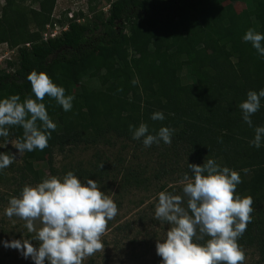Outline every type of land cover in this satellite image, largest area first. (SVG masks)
Wrapping results in <instances>:
<instances>
[{"label":"trees","instance_id":"16d2710c","mask_svg":"<svg viewBox=\"0 0 264 264\" xmlns=\"http://www.w3.org/2000/svg\"><path fill=\"white\" fill-rule=\"evenodd\" d=\"M4 1L0 45L15 49L17 57L0 70V100L12 95H19L21 102L26 97L35 99L27 80L33 70L46 73L65 89L66 96L74 97L68 112L53 98L42 101L56 129L43 151L23 153L14 195L18 197L25 185L35 186L58 174L55 151L109 146L112 139L142 142L143 138H132L130 125L145 123L152 135L168 127L175 129L171 144L161 140L154 145L176 162L171 161L169 172L163 163L153 179L160 182L170 173L180 179L185 173L191 176L188 163L202 166L208 159L238 172L242 182L236 194L252 198L253 212L252 222L237 242L243 252L255 250L257 264H264V140L259 148L250 144L254 128L264 126V98L251 117L252 127L239 109L249 91L264 89V56L243 41L250 28L264 35V0H108L107 10L95 13L90 6L87 14L74 12L73 20L67 17L69 11L57 17V0ZM228 2L243 4L245 9L237 13ZM78 19L84 23L78 24ZM54 23L68 29L44 41L46 25ZM155 112H162L165 119L152 120ZM8 131L9 137H0V153L6 140L23 135L19 126ZM43 158L49 175L36 169ZM69 171L83 182L92 179L101 186L111 167L97 158L62 174ZM115 172L123 175L127 185L146 182L133 171L124 174L117 167ZM160 188L182 195V188Z\"/></svg>","mask_w":264,"mask_h":264},{"label":"clouds","instance_id":"9594fccd","mask_svg":"<svg viewBox=\"0 0 264 264\" xmlns=\"http://www.w3.org/2000/svg\"><path fill=\"white\" fill-rule=\"evenodd\" d=\"M243 41L251 43L264 56L261 43L264 35L250 28ZM27 80L35 99L26 97L21 102L19 95H12L0 100V137H9V127L23 129L21 138L5 142V147L10 143L19 155L25 151H43L51 131L56 129L42 102L44 98L55 99L65 112L71 111L74 100L44 72L33 70ZM261 98H264V89L258 93L249 91L246 100L239 104L249 127H252V115L260 109ZM151 119L162 121L165 117L162 112H155ZM129 131L134 140L143 138V145L150 147L161 140L171 144L175 129L161 127L152 135L148 134L147 124L141 123L138 127L130 125ZM254 133L250 144L259 148L264 140V126L255 127ZM14 160L13 154L0 153V170ZM188 168L191 176L185 173L179 181L182 195L158 193L155 219L169 225L165 238L156 242V253L162 258V264H243L245 254L237 241L252 222L253 200L236 194V187L242 182L240 174L221 167L213 159L202 166L188 163ZM117 213L116 203L101 191L96 181L82 182L71 171L62 179L49 176L35 186L25 185L18 197L10 198L5 215L23 220L27 231L34 236L31 240L5 241L4 247L18 250L34 264L46 261L47 264H82L87 257L104 251L101 237ZM32 240L38 241L39 247H34Z\"/></svg>","mask_w":264,"mask_h":264},{"label":"rangeland","instance_id":"374dc122","mask_svg":"<svg viewBox=\"0 0 264 264\" xmlns=\"http://www.w3.org/2000/svg\"><path fill=\"white\" fill-rule=\"evenodd\" d=\"M2 2L5 1L0 0V4ZM227 4L232 5L237 13L245 9L243 4L234 2ZM107 5L108 0H57L56 13L59 18L66 11L70 13L82 11L87 14L90 6L96 9L95 13H100L108 9ZM33 7L37 9L38 5ZM53 17V21L58 23V18ZM81 23H84V20ZM31 29L34 28L31 27ZM1 47L6 51L5 46L1 45ZM91 85L96 87L98 84L93 81ZM91 112L94 113L95 109L91 108ZM1 149L2 153L13 154L15 160L9 167L0 170V264H34L30 257L25 259L18 250L4 247L5 241L31 240L34 233L27 231L23 220L15 216L9 219L5 215L10 198L16 196L14 192L18 189L20 181L19 171L23 168V154L19 155L18 150L10 143L6 147L5 144L2 145ZM165 153L164 149L158 145L152 144L150 147H145L143 142L132 144L116 139H112L109 146L99 144L96 147L67 149L63 153L54 152V168L58 172L56 177L61 179L65 176L62 174L63 170L79 164L85 167L88 163L97 162V158L111 167L108 180L98 187L114 200L118 213L108 222L107 230L101 237L104 251H98L87 257L82 264H162V258L156 253V242L165 238L169 225L155 219L158 193L163 191L160 186L166 185L167 188L172 187V189L182 188L179 184L181 180L179 174L170 173L160 182L153 179L154 175L160 173L163 163L167 165L169 172L170 167L173 166L171 161L176 162L170 156H165ZM179 157L181 159L177 161V164L180 166L183 163V155ZM117 167L119 171L124 169V174L127 170L139 174L140 176H136L141 180L146 179V182L139 186L125 184L122 181V174L113 173ZM36 169L40 173L49 175L45 158L40 160ZM31 243L34 247H39L38 241L32 240ZM244 254L243 264H257L258 256L255 250H246Z\"/></svg>","mask_w":264,"mask_h":264},{"label":"built area","instance_id":"2783aa9c","mask_svg":"<svg viewBox=\"0 0 264 264\" xmlns=\"http://www.w3.org/2000/svg\"><path fill=\"white\" fill-rule=\"evenodd\" d=\"M3 3V2H2ZM1 3V4H2ZM68 19L73 20L74 19V12H69L67 15ZM83 20L78 19L76 22L79 24ZM68 29V26L60 27L57 23L54 24H48L45 27V31L43 32V40L47 41L48 39H55L61 35L63 31H66ZM2 46H5L6 51H4L0 45V70L7 68L8 62H15L16 61V50L10 49L7 44H2ZM28 47V45H26ZM10 53V54H9Z\"/></svg>","mask_w":264,"mask_h":264}]
</instances>
